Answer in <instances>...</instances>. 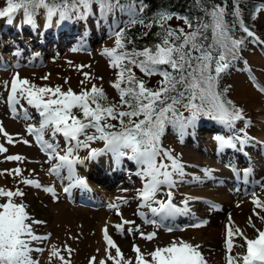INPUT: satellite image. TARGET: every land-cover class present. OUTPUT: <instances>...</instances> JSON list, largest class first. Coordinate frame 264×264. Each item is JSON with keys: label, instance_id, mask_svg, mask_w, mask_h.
Returning <instances> with one entry per match:
<instances>
[{"label": "rangeland", "instance_id": "374dc122", "mask_svg": "<svg viewBox=\"0 0 264 264\" xmlns=\"http://www.w3.org/2000/svg\"><path fill=\"white\" fill-rule=\"evenodd\" d=\"M3 4L0 0V9L5 7ZM77 17L69 15V18L61 20L57 15L49 21L43 8L35 14L33 24L24 23L22 10L12 16L11 23L8 17H0V29L6 25L11 28L4 32L0 30V123L4 131L17 141L9 144L0 133V144L7 148L6 153L0 154V172L16 168L22 170L20 175L9 172L0 175V189H19L24 193L22 197L12 199L25 206L29 216L26 223L31 225L34 235L46 237L30 241L29 246L34 249L30 253L32 259L36 264H62L58 257L50 256L55 248L67 264H99L101 260L114 264L106 257L105 227L120 248L124 260L131 261V264H137L134 245L139 247L145 260L151 261V252L173 242L198 245L197 251L202 254L204 264H228L226 241L229 227L234 232L231 255H246V239H256L259 231H264V207L253 203L258 199L264 205V126L261 125L264 118V91L261 90L264 89V37L259 36L262 44L249 45L243 56L237 57V62L221 72L227 99L241 110L243 119L236 120L232 127L223 123L224 129L214 126L217 120L202 116L188 126L183 135L171 124L166 125L160 146L178 159L185 174L174 175V185H162L155 199L167 200V193L171 192L172 203L186 211L161 220L147 207L140 206L144 180L136 175L138 165L134 161L123 157L115 162L111 152H101L105 149V142L93 140L88 142V147L75 150L74 156L81 162L74 164L71 178L66 167L60 169L59 175L53 174L49 169L57 161H50L36 142L35 135L26 130L28 125L39 128L41 120L37 110L21 99L20 105L25 106L27 113L28 110L31 112V119H23L24 112L18 105L19 114L15 118L13 113H8L7 96L16 74L37 87L59 86L61 91L71 89L79 94L83 89L96 85L113 98L118 96V91L112 86L117 79V70L110 66V58L104 54L105 49H112L114 34L101 30L99 23L91 19L96 18L95 15ZM254 17L256 28L264 30V5L257 9ZM77 21L81 27L74 35L62 30L58 39L46 40L49 32L42 36L47 28L58 30L63 24H75ZM23 26L32 30L36 27L39 41L34 43L26 29L24 33L13 32L14 28ZM85 26L93 30V34L87 33L90 40L82 35L85 32L80 33L85 31ZM67 35L71 38L67 39ZM44 41L47 43L41 46L43 49L39 48V43ZM28 59L30 63H27ZM6 81L8 88L4 87ZM72 111L81 116L78 108ZM183 115L187 117L190 113L184 111ZM109 123L115 124L114 120ZM93 133L94 130H88L89 135ZM221 138L231 143H222ZM43 139L58 142L57 151L64 155L66 144L62 134L52 141L50 131H45ZM241 139L247 142L242 144ZM92 150L101 154L90 159ZM11 155L25 159L7 161L6 156ZM105 168L108 172L104 173ZM81 170L90 172L87 180L80 176ZM24 179L38 181L42 187L26 185L22 182ZM78 180L83 183H77ZM44 188L54 191L48 192ZM7 199L0 197V204L6 203ZM150 220H156V223H149ZM123 221L134 223L124 224L123 232L117 231L115 225ZM141 232L145 235L155 233V236L147 240L141 237ZM110 251L114 256L115 249ZM237 264H243V260L239 259Z\"/></svg>", "mask_w": 264, "mask_h": 264}, {"label": "snow or ice", "instance_id": "6c2138e0", "mask_svg": "<svg viewBox=\"0 0 264 264\" xmlns=\"http://www.w3.org/2000/svg\"><path fill=\"white\" fill-rule=\"evenodd\" d=\"M94 3L99 5L102 12H111L116 8L125 10L120 0H6L7 6L0 9V17H8V22L11 23L12 16L22 10L24 23L33 24L35 14L43 8L49 21L57 15L61 20L69 18L70 12H77L83 18L91 12V5ZM81 7L83 11L80 10ZM134 8V3H130L127 8V11L133 15L130 23H140L146 28L158 24L164 31L157 34L160 42L152 47L146 46L143 50L136 48L123 50L124 30L121 29L115 34L116 46L105 49L104 54L110 58V66L119 69L117 79L112 85L119 93V104L108 103L103 89L96 85L91 89H83L77 94L71 89L66 92L61 91L59 86L51 88L30 85V82L21 79L19 74L11 80L6 102L14 118L19 114L17 105H20L21 99L37 110V114L41 117L39 128L28 125L26 130L29 134L35 135L36 142L46 152L49 160L57 161L49 169L51 173L59 175L60 169L66 167L71 178L74 164L81 162L74 156L75 150L88 147L89 141L102 140L105 142V149L101 152H111L115 162L118 163L121 158L127 157L138 165L136 175L144 180L140 190L143 203L140 206L147 207L153 216L165 220L183 214L186 209H181L172 203L171 192L167 193V200H156V193L162 185L173 186L174 175L183 176L185 173L184 166L178 159L173 157L169 150L160 146L161 136L167 124L177 128L183 135L185 129L202 116L217 120L229 127H232L236 120L243 119L241 110L235 108L231 101L223 99L216 91V82L220 73L227 69L230 60L236 57L243 41L232 37L231 28L224 19L225 10L220 6H213L211 11L206 10L210 19L190 32H185L183 28H165V21L172 18L168 13H163L158 20L145 24L143 20L134 18ZM140 11H143L142 7ZM178 18L184 19L188 28L193 27L188 18ZM241 27L249 37L254 36L247 27H243L242 24ZM208 30L211 31V42L205 44L204 41L208 39L205 33ZM127 42L132 43L131 40ZM133 68H138L148 76L160 75L162 79L159 86L156 89L148 88L143 80L136 77ZM213 71L215 75L212 74ZM85 77L88 79V74L85 73ZM122 84L126 86L122 87ZM4 87H9L7 81ZM76 108L81 112L79 117L72 111ZM181 109L189 112L190 115L185 117ZM20 110L24 112L23 119H31L23 105H20ZM110 120L117 121L119 127L109 123ZM89 129L94 130V133L89 135ZM45 131H50L52 141H56L57 135L62 134L66 144L64 155H60L57 151L58 142L43 139ZM0 133L6 137L7 143L17 142L4 131L2 123H0ZM81 136L85 139L81 140ZM246 142L241 139L242 144ZM222 143H231V141L222 140ZM6 152L7 148L0 144V154ZM99 154L101 153L97 150H92L89 158L94 159ZM24 159L20 155L6 156L7 161ZM21 171L20 168L4 170L15 175H20ZM247 171L246 169L245 172ZM4 172H0V175H4ZM22 182L26 185L42 187L38 181L32 179H24ZM77 183L83 181L78 180ZM44 190L54 191L52 188H44ZM23 195L24 193L19 189L16 191L0 189V197L8 198L6 203L0 204L2 209L0 210V264H36L30 255L34 250L29 246L30 241L46 239L34 235L31 225L26 223L29 216L25 206L15 203L12 199ZM184 203L186 205L187 201ZM253 203L257 207H264L258 199ZM154 204L156 206H153ZM110 207L116 206L110 205ZM148 222L155 224L156 220ZM33 223L42 222L33 221ZM132 223L134 222L123 221L115 227L117 231L123 232V225ZM128 231L131 232L132 229ZM236 231L239 232V229ZM103 234L107 244L105 250L107 259L112 260L114 264H121V261L124 264H131V261L124 260L120 248L109 236L107 227L103 230ZM140 235L144 239L152 240L155 233L145 235L141 232ZM233 236L234 232L229 227L226 241L229 252L228 264H237L239 259L243 260V264H257V262L264 264V231H259L256 239L245 238L247 254L243 257L231 255L234 247ZM198 247L185 242L179 244L173 242L170 246L157 248L151 252L149 254L151 261L145 260L138 246L134 245L133 250L136 253L137 264H204L202 254L197 251ZM110 249H115L114 256ZM68 251L71 252V249ZM50 256L58 257L62 264H67L55 248L52 249ZM92 261H95L94 257ZM99 264H106V261L101 260Z\"/></svg>", "mask_w": 264, "mask_h": 264}, {"label": "trees", "instance_id": "16d2710c", "mask_svg": "<svg viewBox=\"0 0 264 264\" xmlns=\"http://www.w3.org/2000/svg\"><path fill=\"white\" fill-rule=\"evenodd\" d=\"M5 7L6 0H2ZM121 4L124 5L125 10L121 11L120 8H116L111 12H102L99 5L92 4L91 12L85 15V18L93 15L96 18H91L96 24L99 23V28L102 30H109L114 34V41L112 43L114 48L116 33L121 29L124 30V39L122 43L124 44L123 50H131L136 48L137 50H143L144 47H152L156 43L160 42L158 33H163L162 29L158 24H153L152 27L146 28L140 23H130L133 15L127 11L130 3L135 4L134 8V18L137 20H143L145 24L152 23L158 20L161 14L168 13L171 15V19L165 21V28L179 29L183 28L185 32H190L195 30L198 26H201L204 22L208 21L210 17L207 16L206 10L211 11L213 6H220L225 10L224 19L231 28V35L234 39L242 40L243 43L239 46L237 50V55L234 59H231L229 66H232L234 62H237V57L243 56L242 54L247 51L249 45H256L260 42L259 36L264 37V30L261 28H256V23L254 21V14L257 9L264 5V0H120ZM143 11H140V8ZM83 11V8L80 9ZM69 15L80 17L77 12H70ZM178 17H186L192 24V28H188L185 24L184 19ZM247 27L249 31L254 33V36L249 37L241 27ZM145 33H147L145 35ZM208 39L204 41L205 44L211 42V31L205 33ZM131 40L132 43L127 41ZM262 44V43H261ZM121 51V49H118ZM165 67L166 66H162ZM214 68V65H213ZM117 73L119 69H117ZM133 72L136 77L143 80L148 88L156 89L159 86V82L162 79L160 75H145L138 68H133ZM215 75V72L212 73ZM219 84V85H218ZM125 87V84L121 85ZM99 88V87H98ZM104 91V90H103ZM216 91L221 94L222 98L227 99L226 96V86L223 84V77L220 73L216 82ZM107 97L108 103L119 104L120 96L113 98L104 91ZM232 103V101H231ZM233 105V103H232ZM234 106V105H233ZM236 108V106H234ZM184 114V110L181 109ZM142 118V117H141ZM114 123L119 127L118 122L114 120Z\"/></svg>", "mask_w": 264, "mask_h": 264}, {"label": "bare ground", "instance_id": "6f19581e", "mask_svg": "<svg viewBox=\"0 0 264 264\" xmlns=\"http://www.w3.org/2000/svg\"><path fill=\"white\" fill-rule=\"evenodd\" d=\"M43 27H46V26H43ZM74 27H72V29H73ZM68 29V26L67 25H65L64 24V26H63V30H67ZM55 31H57L56 30V28H54L53 29V32H55ZM89 32H91V34H93V30H91V31H89ZM88 32V33H89ZM2 55V54H1ZM4 57H5V59L7 58V55H5L4 54ZM27 63H30L29 62V59H28V61H27ZM8 95H9V92H8ZM9 112H11V110H10V108H9ZM30 114H31V112L28 110V115L30 116ZM19 119V118H18ZM13 122H15V123H17V121L16 120H13ZM261 125L262 126H264V118L262 119V121H261ZM96 163V161L94 162V164ZM83 166V164L80 166V168ZM86 169V168H85ZM109 171H111V170H109ZM104 173L105 172H108V169H106L105 168V170L103 171ZM88 173H90L89 171H86V170H81V173L79 172V174H80V176H82V177H84V179H86V176L88 175ZM87 180V179H86ZM220 201H218V203H219ZM221 202H225V201H221ZM222 205V204H221Z\"/></svg>", "mask_w": 264, "mask_h": 264}]
</instances>
